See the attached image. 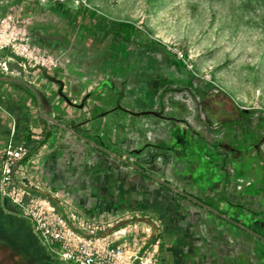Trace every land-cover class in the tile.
Instances as JSON below:
<instances>
[{"label":"rangeland","instance_id":"1","mask_svg":"<svg viewBox=\"0 0 264 264\" xmlns=\"http://www.w3.org/2000/svg\"><path fill=\"white\" fill-rule=\"evenodd\" d=\"M38 4L37 14L24 24L34 33L35 51L58 62L49 75L71 106L66 117L57 116L60 121L170 186L189 182L190 191L204 198L206 157L200 153V139L211 132H226L227 123L236 118L247 121L252 116L232 106L219 86L220 72L243 81L250 103L264 104V0H44ZM37 24L51 26L62 38L58 49L39 45L46 32L36 30ZM178 62L186 67L180 68ZM8 75L0 70V76ZM82 85L109 88L106 101L115 105L102 108L103 97L94 91L83 99L77 97L74 91ZM93 98L96 103L90 106ZM123 118L128 119L126 125ZM210 119L226 126L210 132ZM219 165L224 166V161L218 163L221 169ZM219 169L213 171V178ZM215 201L219 209L218 198ZM11 208L2 209L4 217H13ZM259 209L258 214H264V205ZM11 260L0 250V264Z\"/></svg>","mask_w":264,"mask_h":264},{"label":"crops","instance_id":"2","mask_svg":"<svg viewBox=\"0 0 264 264\" xmlns=\"http://www.w3.org/2000/svg\"><path fill=\"white\" fill-rule=\"evenodd\" d=\"M43 1L10 0L6 12L13 11L29 23L39 10L38 3ZM36 26V30L42 28L46 32L39 38L40 46L51 50L61 46L62 38L51 26ZM105 40L109 45V38ZM0 61L8 62L12 72L0 76V158L13 134L17 141L28 144L31 152L22 162L21 172L34 185L35 195L46 196L38 187L57 191L96 218L113 219L135 211L147 213L158 220L157 228L162 229V264H264V214H258L259 206L264 205V104L250 103L243 81L237 77L228 79L223 71L218 76L219 86L230 96L232 106L252 116L247 121L240 117L227 123L224 133L211 132L226 124L210 119L207 129L211 133L200 139V153L206 157L202 198L190 191L189 182L170 186L97 146L82 132L71 131L66 126L69 122L63 120L64 124L57 117L61 113L66 117L71 110L60 95L59 85L40 69L22 67L8 52H0ZM92 91L103 97L102 108L115 105L106 101L110 93L107 87L100 90L82 85L74 92L83 99ZM68 92L65 88L64 93ZM94 98L90 106L96 103ZM127 121L122 119L124 125ZM221 160L225 165H219V169ZM216 168L219 175L213 178ZM4 207L12 205L0 200V219ZM10 210L14 216L13 207ZM11 233L16 235L14 230ZM157 235L155 231L154 236ZM32 237V243L25 242L21 249L29 264H65L49 256L34 233Z\"/></svg>","mask_w":264,"mask_h":264},{"label":"built area","instance_id":"3","mask_svg":"<svg viewBox=\"0 0 264 264\" xmlns=\"http://www.w3.org/2000/svg\"><path fill=\"white\" fill-rule=\"evenodd\" d=\"M9 4L10 0H0V52H8L24 68L51 73L58 66L56 58L35 51L33 35L24 21L15 12H6ZM0 70L12 73L8 62L0 61ZM30 152L28 144L13 134L0 158V200L28 221L49 256L65 264H162V229L157 228V219L138 211L113 219L96 218L57 191L36 187L46 196L35 195L34 185L21 172Z\"/></svg>","mask_w":264,"mask_h":264},{"label":"flooded vegetation","instance_id":"4","mask_svg":"<svg viewBox=\"0 0 264 264\" xmlns=\"http://www.w3.org/2000/svg\"><path fill=\"white\" fill-rule=\"evenodd\" d=\"M247 113L249 112H246V114ZM0 223V226L2 227L0 228L1 252L9 257L10 260L11 257H13L11 264H29V260L23 256L21 250L22 245L25 244V242L29 241L32 243L33 241V231L28 221L22 218L20 219L19 216L15 214L12 218H6L3 216V218L0 219ZM11 230L16 231V235L13 236Z\"/></svg>","mask_w":264,"mask_h":264},{"label":"water","instance_id":"5","mask_svg":"<svg viewBox=\"0 0 264 264\" xmlns=\"http://www.w3.org/2000/svg\"><path fill=\"white\" fill-rule=\"evenodd\" d=\"M42 71H43V73L49 78V79H52V77L51 76H49V74L47 73V71L45 70V69H42ZM52 80H54V81H56L55 79H52ZM244 111H246V110H244ZM185 196H187L189 199H191L192 201H194V202H196L197 204H199V205H202L201 203H199L197 200H195L194 198H192L191 196H188V195H186V194H184ZM209 210H211V211H213L212 209H210V208H208ZM215 212V211H214Z\"/></svg>","mask_w":264,"mask_h":264},{"label":"trees","instance_id":"6","mask_svg":"<svg viewBox=\"0 0 264 264\" xmlns=\"http://www.w3.org/2000/svg\"><path fill=\"white\" fill-rule=\"evenodd\" d=\"M133 27V26H132ZM157 44L160 46V47H162V48H165L166 46L164 45V44H162L161 42H157ZM180 68H185L186 66H185V64L183 63V62H178V64H177ZM229 99H231L230 98V96H227ZM235 106H236V104H235ZM237 107V106H236ZM30 141V140H29ZM53 203H55V201L53 200Z\"/></svg>","mask_w":264,"mask_h":264},{"label":"bare ground","instance_id":"7","mask_svg":"<svg viewBox=\"0 0 264 264\" xmlns=\"http://www.w3.org/2000/svg\"><path fill=\"white\" fill-rule=\"evenodd\" d=\"M129 18H131V19H133V20H138V16H136V15H130V16H128ZM158 33V32H157ZM158 35H159V37L161 38V39H163V40H165L166 39V36H164L163 34H159L158 33Z\"/></svg>","mask_w":264,"mask_h":264}]
</instances>
